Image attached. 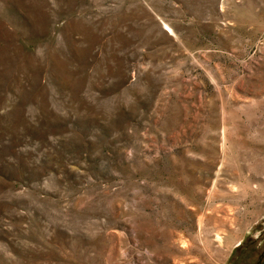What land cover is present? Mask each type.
Returning a JSON list of instances; mask_svg holds the SVG:
<instances>
[{
	"label": "rangeland",
	"instance_id": "rangeland-1",
	"mask_svg": "<svg viewBox=\"0 0 264 264\" xmlns=\"http://www.w3.org/2000/svg\"><path fill=\"white\" fill-rule=\"evenodd\" d=\"M263 231L264 0H0V264H264Z\"/></svg>",
	"mask_w": 264,
	"mask_h": 264
},
{
	"label": "trees",
	"instance_id": "trees-1",
	"mask_svg": "<svg viewBox=\"0 0 264 264\" xmlns=\"http://www.w3.org/2000/svg\"><path fill=\"white\" fill-rule=\"evenodd\" d=\"M262 237H263V239H262V241H260V243L259 244H262V243H264V231L262 232ZM253 241H251V242H249V243H252ZM254 244V243H253ZM258 249H256L254 252H256ZM259 259H263L264 258V250H263V252H262V254H260V257H258Z\"/></svg>",
	"mask_w": 264,
	"mask_h": 264
}]
</instances>
